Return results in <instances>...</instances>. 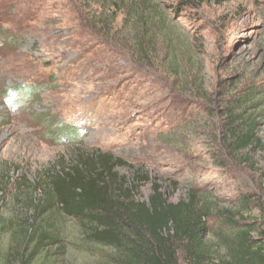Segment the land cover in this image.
I'll return each instance as SVG.
<instances>
[{"label": "rangeland", "instance_id": "rangeland-1", "mask_svg": "<svg viewBox=\"0 0 264 264\" xmlns=\"http://www.w3.org/2000/svg\"><path fill=\"white\" fill-rule=\"evenodd\" d=\"M176 4L0 0L1 217L25 213L17 204L23 179L32 183L75 152L98 151L117 161L114 173L134 183L136 199L147 200L153 185L169 203L191 189L222 208L249 197L264 220V151L252 154L250 169L225 156L212 106L188 85L198 77L216 101L230 82L264 89V0H203L180 14ZM144 40L154 49L140 59L136 43ZM23 87L34 89L6 94ZM259 136L264 142V126ZM209 224L223 228L215 218ZM66 225L78 233L75 221ZM1 242L10 245L9 232ZM86 255L71 251L75 264ZM178 263L186 264L180 254Z\"/></svg>", "mask_w": 264, "mask_h": 264}, {"label": "trees", "instance_id": "trees-1", "mask_svg": "<svg viewBox=\"0 0 264 264\" xmlns=\"http://www.w3.org/2000/svg\"><path fill=\"white\" fill-rule=\"evenodd\" d=\"M202 1L177 0L174 10H197ZM153 49L154 43L144 40L136 43L135 51L145 59ZM197 80L193 77L188 85L203 92L202 99L212 106L210 120L216 121L213 130L222 152L252 168V154L264 151L259 136L264 126L263 85L251 82L239 89L230 82L216 101ZM218 84L222 88L225 83ZM31 88L6 94L22 97ZM116 164L98 151H80L32 183L23 179L17 204L25 213L20 218L0 216V246L4 232L10 234V245L0 247V264H75L71 251L77 250L87 254L86 264H179V254L186 264H264V220H256L249 197L235 208H222L191 189L185 199L169 203L161 187L153 185L147 200L136 199L137 187L118 180ZM139 180L143 177L134 182ZM213 218L223 228H213ZM71 220L77 223L76 234L68 232Z\"/></svg>", "mask_w": 264, "mask_h": 264}]
</instances>
